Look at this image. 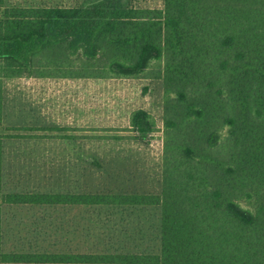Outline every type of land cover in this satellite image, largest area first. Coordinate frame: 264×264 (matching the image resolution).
Listing matches in <instances>:
<instances>
[{
    "label": "trees",
    "instance_id": "obj_1",
    "mask_svg": "<svg viewBox=\"0 0 264 264\" xmlns=\"http://www.w3.org/2000/svg\"><path fill=\"white\" fill-rule=\"evenodd\" d=\"M24 77L163 81L160 193L11 189L0 152L5 206L80 208L106 219L158 210L153 231H140L159 247L34 242L0 248V264H264V0L6 7L0 79ZM130 124L136 139L156 129L144 109Z\"/></svg>",
    "mask_w": 264,
    "mask_h": 264
},
{
    "label": "rangeland",
    "instance_id": "obj_2",
    "mask_svg": "<svg viewBox=\"0 0 264 264\" xmlns=\"http://www.w3.org/2000/svg\"><path fill=\"white\" fill-rule=\"evenodd\" d=\"M91 1L0 0V18L10 6H73ZM131 3L147 8L163 7V0H131ZM163 100V81L153 78L0 79L4 184L24 191L54 187L160 193ZM138 109L151 113L156 122L155 131L142 135L141 139H136L137 133L130 124L132 113ZM3 205L0 193L3 251L21 249L34 242L40 248L82 246L89 243L88 233L93 230L101 231L105 242L114 246L159 247L153 241H129V237L141 236L142 229L145 232L150 227L153 231L151 215L158 216V210L150 209L142 219H122L121 215L113 214L107 220V215L100 218L80 208L51 210ZM118 235L122 236L121 241Z\"/></svg>",
    "mask_w": 264,
    "mask_h": 264
},
{
    "label": "crops",
    "instance_id": "obj_3",
    "mask_svg": "<svg viewBox=\"0 0 264 264\" xmlns=\"http://www.w3.org/2000/svg\"><path fill=\"white\" fill-rule=\"evenodd\" d=\"M86 3V2H85ZM66 6V5H65ZM72 6V5H71ZM73 6H78V5H73ZM70 7V6H69ZM98 214L97 212H93V214ZM114 213H109V216H111V215H113ZM120 215V214H119ZM105 216V215H104ZM107 217H108V215H107ZM111 218H113V217H111ZM111 218H109L110 220H111ZM109 219H107V220H109ZM101 231H95V230H93L92 231V237L91 238H88L90 241H89V243L90 244H92V243H95V242H97L98 244L99 243H102V244H104V243H110V241L109 240H111V236H109V242H105L106 240H105V238H103V236L102 235H100L99 233H100ZM121 232V234L123 235L124 234V232L122 233V231H120ZM120 232L119 231H117V233H119L120 234ZM116 233V234H117ZM115 234V235H116ZM114 235V236H115ZM113 236V237H114ZM120 235H118V240L119 241H121V238H122V236H120ZM147 238H144L142 235L141 236H133V238H131V237H129V241H132V242H136V243H147ZM104 242V243H103ZM111 245V244H110ZM101 246V245H100ZM114 246V245H113ZM114 247H119V246H114ZM122 247H126V246H122Z\"/></svg>",
    "mask_w": 264,
    "mask_h": 264
}]
</instances>
